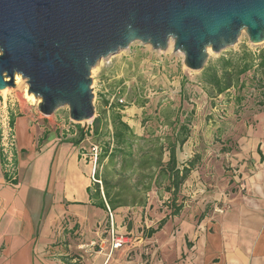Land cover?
Listing matches in <instances>:
<instances>
[{"label": "crops", "instance_id": "crops-1", "mask_svg": "<svg viewBox=\"0 0 264 264\" xmlns=\"http://www.w3.org/2000/svg\"><path fill=\"white\" fill-rule=\"evenodd\" d=\"M26 121L22 116L12 120L20 138L15 139L12 177L0 148V264H264V167L251 171L242 192L228 194L224 210L209 205V212L199 216L181 211L146 238L143 228H155L169 213L159 212L149 200V217L135 222L130 244L110 250L106 211L94 205L89 193L82 133L81 139H47L46 131L38 135V123ZM251 157L255 164L264 162L262 152ZM113 223L116 232H126L122 217Z\"/></svg>", "mask_w": 264, "mask_h": 264}, {"label": "rangeland", "instance_id": "rangeland-1", "mask_svg": "<svg viewBox=\"0 0 264 264\" xmlns=\"http://www.w3.org/2000/svg\"><path fill=\"white\" fill-rule=\"evenodd\" d=\"M242 45L255 53L264 50V42L250 44L242 32L235 45L216 54L209 50L206 64L218 65L221 57L238 52ZM251 73L246 77L249 78ZM90 78L95 113L87 122L77 123L70 120L66 106L48 116L41 114L37 110L39 99L27 93L26 81L20 77L15 87L0 91V139H14L16 150L15 139L20 138L16 137L10 121L18 116L26 118L27 125L38 123V135L46 131L47 139H78L82 133V139L86 141L84 152L90 166L92 186V148H96L99 154L101 141L110 139L109 135H93V119L99 111L108 113L110 105L116 101L119 103L121 99L123 120L137 135L153 130L161 137L171 134V127L167 125L169 121L174 122L175 117L179 116L180 123L187 113L191 115V134L188 144L179 153V159L185 162L198 155L200 160L191 173L194 175L190 182L193 185H188L185 193L180 195L183 196L182 211L191 210V214L198 216L199 213L203 215L209 212V205H212L211 210H224L228 205V194L242 192L240 189H244L245 180L252 176L251 171L264 167V162L255 164L251 157L252 154L258 157L261 152L264 153V105L259 104L261 98L257 94V87L247 82L248 85L240 92L230 89L224 94L208 97L201 81V71L187 69L183 64V54L173 51L172 42L164 51L134 42L127 49L101 59L91 70ZM238 94L243 96L239 103L235 100ZM180 105L182 114L178 112ZM164 115L168 120L163 118ZM72 133H75L73 137ZM191 141L193 147L189 149ZM14 150L10 165L5 160L10 177L15 175L16 169ZM44 150L42 154H46ZM95 167L101 170L97 160ZM197 182L199 186H195ZM195 187L198 188L196 191ZM161 195L162 199L159 200L156 192L151 191L148 199L154 202L159 212H166L168 209L162 201L167 199V194L161 192ZM205 205L206 209L203 208ZM135 211L138 210H129L131 214L128 213L127 218H132ZM100 213L98 217L101 219L104 217L102 210ZM148 214L146 209L144 217L148 218ZM127 218H124L123 225H126ZM123 234L130 240L136 236L127 232Z\"/></svg>", "mask_w": 264, "mask_h": 264}, {"label": "water", "instance_id": "water-1", "mask_svg": "<svg viewBox=\"0 0 264 264\" xmlns=\"http://www.w3.org/2000/svg\"><path fill=\"white\" fill-rule=\"evenodd\" d=\"M242 32L264 42V0H0V91L18 75L41 114L66 106L70 120L87 122L101 59L134 42L164 51L171 41L198 72L209 50L235 45Z\"/></svg>", "mask_w": 264, "mask_h": 264}, {"label": "trees", "instance_id": "trees-1", "mask_svg": "<svg viewBox=\"0 0 264 264\" xmlns=\"http://www.w3.org/2000/svg\"><path fill=\"white\" fill-rule=\"evenodd\" d=\"M218 62V65L206 64L201 70V81L208 97L224 94L230 89L240 92L250 84L257 87V94L261 98L259 104L264 105V50L255 53L242 45L238 52L221 57ZM249 72L252 73L248 78L246 76ZM242 99L243 96L239 94L235 97L237 103ZM123 108L122 103L116 101L110 105L108 113L105 110L99 111L93 119V135H109L110 139L101 141L97 157L101 170L97 169L96 176L101 179V189L98 184H94L89 193L94 205L105 211L108 207L114 219L120 216L124 220L129 210H138L132 218H127L125 227L128 235L135 234V222L144 218L149 202L148 194L155 191L159 200L162 199L161 192L167 194V199L162 203L169 213L158 221L155 228L142 230L143 236L150 238L161 229L169 216L181 213L182 187L200 157L193 155L185 162L179 159V153L188 144L191 134V115L186 113L180 123L179 116L175 117L174 122L167 121L172 130L170 135L161 137L153 130L137 135L123 120ZM178 112L182 114L181 105ZM163 118L168 120L165 115ZM13 183H16L15 179ZM140 228L137 227V230Z\"/></svg>", "mask_w": 264, "mask_h": 264}, {"label": "built area", "instance_id": "built-area-1", "mask_svg": "<svg viewBox=\"0 0 264 264\" xmlns=\"http://www.w3.org/2000/svg\"><path fill=\"white\" fill-rule=\"evenodd\" d=\"M119 103H122V100H119ZM1 140V152H2V156L4 158V160L7 161V163L9 162L10 158L13 157L12 155V151L15 149V141L14 139H0ZM91 155L93 158V169H92V174H91V180H92V185L94 184H98L100 186L101 189V179L99 177L96 176V167H95V163L97 160V155H98V151L96 148H92L91 151ZM8 165H10V162L8 163ZM7 166V165H6ZM107 220H108V224L110 226L109 232H110V250H115L118 249L122 246H125L128 244L129 242V238L126 237V235L124 234H120L118 232H116L113 228V222H114V217L112 212L109 210V208L107 207Z\"/></svg>", "mask_w": 264, "mask_h": 264}, {"label": "bare ground", "instance_id": "bare-ground-1", "mask_svg": "<svg viewBox=\"0 0 264 264\" xmlns=\"http://www.w3.org/2000/svg\"><path fill=\"white\" fill-rule=\"evenodd\" d=\"M171 44V41H169V45ZM20 80V77L15 76V82H18ZM6 89V88H5ZM5 89H3L2 91H5ZM28 96V94H27Z\"/></svg>", "mask_w": 264, "mask_h": 264}]
</instances>
